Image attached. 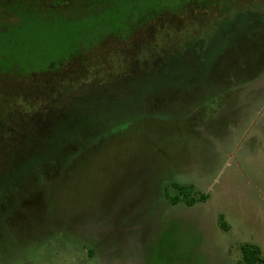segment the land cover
Instances as JSON below:
<instances>
[{"label": "rangeland", "instance_id": "374dc122", "mask_svg": "<svg viewBox=\"0 0 264 264\" xmlns=\"http://www.w3.org/2000/svg\"><path fill=\"white\" fill-rule=\"evenodd\" d=\"M221 7L247 24L218 36ZM140 68L112 116L99 87L68 99L122 125L37 161L0 209V264H264V0H0L2 122ZM175 185L209 197L171 204Z\"/></svg>", "mask_w": 264, "mask_h": 264}, {"label": "trees", "instance_id": "16d2710c", "mask_svg": "<svg viewBox=\"0 0 264 264\" xmlns=\"http://www.w3.org/2000/svg\"><path fill=\"white\" fill-rule=\"evenodd\" d=\"M257 9L258 7L253 8L255 12H258ZM248 12L250 13L248 8H239L237 10H233L232 12L229 8L221 7L220 12H218V18L212 25L214 27V32L217 31L218 36H220L221 33L224 35L223 32L226 30L229 31L230 29H234L237 24L241 26L247 24L246 21H248V17L245 15ZM242 14L246 20L239 19L237 22V18ZM188 38L190 40L189 42H191L192 37H187V39ZM205 42L207 43V40L200 38L198 42L192 44H194V48L199 50ZM186 43L185 46L182 47L181 52H185V49L188 50V52L197 51H192L191 48H189V45L191 44ZM205 47L206 45L204 48ZM167 48L168 45L164 46L163 52L160 53H166ZM160 53L155 54V59L151 61V64L147 68H143V70H146V73L148 72L149 76L157 74L159 72V68L163 64L162 61L164 58L159 56ZM151 55H154V53ZM140 70L142 69L140 68L137 71L128 70L124 76L108 80L107 82L104 80H96L95 83H92L91 79L93 78H91L89 83L87 82L84 84L86 87L84 90L81 89V83L79 85L77 84L78 90L75 91L74 94L67 90L66 93L61 91L52 94L55 97L53 98L52 96L50 99L53 101L50 107L45 108L44 110L41 109L42 111L38 108L37 110L39 111L33 112V114H29V112L27 113V115L29 114L28 118L25 117L23 119V122H25L24 132L21 131V129L18 131H7L6 129L2 130L0 128V209L1 207L6 209L8 207L7 205L11 204L9 203L11 202V199L12 204L14 203L11 208L14 207L16 204L15 197L17 198L22 190L19 185L27 179H31L32 176L35 175L33 170L34 167L41 162H37L39 159L45 161L49 158L48 155L53 152L59 153L60 158L62 157V162H64L65 159L63 155L65 153H69L68 155L70 161V159L73 158V154L66 149H69V145H71L74 141H81L86 133L91 134L95 138L94 140H97V138H100L103 133L108 132V130H111L113 127L122 125L120 124V120L116 122L110 121V123H108L109 121L103 122L102 124L98 123V120L102 119L101 113L96 110V107L92 110L90 109L89 114L86 109H80L77 111L66 110L65 112L64 110L66 108L65 105L68 104L67 102H81L83 100H87L88 97L93 96L94 93L98 92L97 88L99 87L102 89V93H99L98 95L101 96L102 100L105 99V106H107L106 113L111 112L110 115L112 116L114 115V112L118 111V104L122 101V86L130 84L129 86L131 88H135ZM60 103L61 106L59 108L57 106ZM102 106H104V104ZM105 115L106 114L103 116ZM11 121L13 124L23 123L18 122L19 120L16 121L15 118ZM22 132L26 135L25 139H21L23 138V135L21 134ZM94 140H89L88 143L91 144ZM40 144H42V150L44 153L40 155V157H37L35 154L40 151ZM81 150L82 147L78 149V151ZM67 165L68 163L65 166ZM173 187L177 190V194L171 196V204L183 202L187 206H192L196 202H205L209 197L208 194H200L198 197H192L189 191L192 190L191 187L188 188L179 185H175ZM223 224V221L220 220V225L223 226ZM87 253L89 257H92L94 249L90 248Z\"/></svg>", "mask_w": 264, "mask_h": 264}, {"label": "flooded vegetation", "instance_id": "af4514ba", "mask_svg": "<svg viewBox=\"0 0 264 264\" xmlns=\"http://www.w3.org/2000/svg\"><path fill=\"white\" fill-rule=\"evenodd\" d=\"M9 113H11L12 116H8ZM15 114L16 113H15L14 110H11V112H9V111L7 112V116L3 119V121L5 123L0 121V128L2 130L6 129L7 131H9V130L18 131L19 129H21V131L24 132L25 122H23V119L21 120V122H23V123H17V124L16 123L15 124L11 123L12 122L11 120L16 117ZM23 132L21 133L23 135V138H21V139H25V137H26V135ZM78 152H80V151H78Z\"/></svg>", "mask_w": 264, "mask_h": 264}]
</instances>
